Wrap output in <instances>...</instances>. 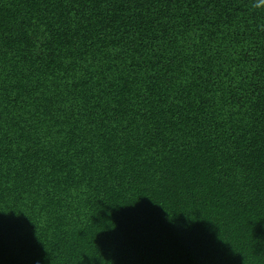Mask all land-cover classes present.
<instances>
[{"label": "trees", "instance_id": "1", "mask_svg": "<svg viewBox=\"0 0 264 264\" xmlns=\"http://www.w3.org/2000/svg\"><path fill=\"white\" fill-rule=\"evenodd\" d=\"M0 264H264V0H0Z\"/></svg>", "mask_w": 264, "mask_h": 264}]
</instances>
